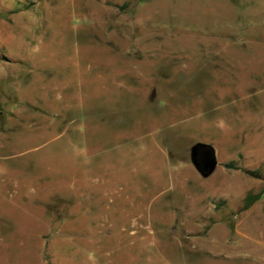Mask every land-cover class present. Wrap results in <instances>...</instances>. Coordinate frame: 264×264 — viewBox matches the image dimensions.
<instances>
[{
	"label": "rangeland",
	"instance_id": "1",
	"mask_svg": "<svg viewBox=\"0 0 264 264\" xmlns=\"http://www.w3.org/2000/svg\"><path fill=\"white\" fill-rule=\"evenodd\" d=\"M248 170L264 0H0V264H264Z\"/></svg>",
	"mask_w": 264,
	"mask_h": 264
},
{
	"label": "water",
	"instance_id": "2",
	"mask_svg": "<svg viewBox=\"0 0 264 264\" xmlns=\"http://www.w3.org/2000/svg\"><path fill=\"white\" fill-rule=\"evenodd\" d=\"M191 161L204 176L209 175L217 164L213 148L203 143H197L191 148Z\"/></svg>",
	"mask_w": 264,
	"mask_h": 264
},
{
	"label": "trees",
	"instance_id": "3",
	"mask_svg": "<svg viewBox=\"0 0 264 264\" xmlns=\"http://www.w3.org/2000/svg\"><path fill=\"white\" fill-rule=\"evenodd\" d=\"M247 172L255 177L260 178L262 181V189H264V173H261L259 170H248ZM260 194L261 192L246 195L243 200V208L249 207L260 196Z\"/></svg>",
	"mask_w": 264,
	"mask_h": 264
},
{
	"label": "flooded vegetation",
	"instance_id": "4",
	"mask_svg": "<svg viewBox=\"0 0 264 264\" xmlns=\"http://www.w3.org/2000/svg\"><path fill=\"white\" fill-rule=\"evenodd\" d=\"M200 157V156H199ZM201 162H202V157H200V159H199Z\"/></svg>",
	"mask_w": 264,
	"mask_h": 264
}]
</instances>
